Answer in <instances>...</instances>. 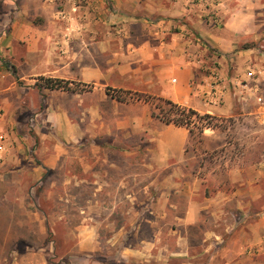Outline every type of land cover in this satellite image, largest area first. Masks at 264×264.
<instances>
[{"label": "crops", "instance_id": "obj_1", "mask_svg": "<svg viewBox=\"0 0 264 264\" xmlns=\"http://www.w3.org/2000/svg\"><path fill=\"white\" fill-rule=\"evenodd\" d=\"M217 1L219 3L220 0ZM250 1L243 3L242 12L231 13L222 29H214L208 28L207 23L204 24L203 8L209 5L218 13L222 4H210L204 0H24L21 3L23 10L18 16L15 14L13 18L10 15L8 24L11 25V31L0 37L7 44L9 57L14 59L9 68L20 73L19 79L35 81L36 77H44L85 84L94 82L98 85L97 83L106 80L105 73L112 71L119 73V95L127 93L132 96L141 94L163 98L203 115L234 117L238 106L234 105L231 93L223 92L218 86L216 90H212L210 79L197 75V71L201 67L202 42L215 49L216 53L233 55L238 49L240 36L251 39L256 36L253 28L254 14L249 10ZM4 3H8L11 8L13 1L4 0ZM260 6L264 10V3ZM226 12H229V8ZM32 13L41 17L45 24L55 25L56 31H34ZM212 16L211 20L217 21L218 16ZM205 21L209 20L205 18ZM77 22L91 28L93 26V29L95 26L108 27L114 23V32H97L89 27L85 29L83 38L100 41L97 48L102 53L108 50L106 42H118L119 65L108 69L87 60V56L85 60L76 57L73 44L77 34L66 32L63 28ZM36 88L34 84L32 89ZM107 89L105 96L98 101L92 97L94 87L92 93L85 92L84 95L70 92L73 96H69V104L59 106L51 101L39 115L42 119L36 124L31 137L24 132L18 136L3 133L4 149L0 152V233H9L15 222L13 217L16 216V224L20 228L21 217H28L39 223L41 233L44 230L47 233L49 230L54 232L51 230L52 216L57 222H69L65 211L45 215L35 205L34 211L30 212L27 202L32 196L33 188L45 180V173L61 167V161L69 157V148L77 150V145L89 131L92 132L87 126H96L94 122L100 118L101 105L111 98L113 103L119 104L117 130L123 142L119 150L130 159L123 168L130 173L119 178V185L125 188L131 186V189L127 188L131 192L126 197L133 204L139 190L136 187L142 185L147 201L158 200L163 207V210L158 211L150 208L136 211L131 207L128 212L122 213V216L130 213L129 216L135 219L119 223V233H122L119 259L124 264H203L204 260L200 256L190 257L188 254L192 248L190 233L196 230L203 234L201 244L205 252L214 245L218 249L223 248L225 244L220 241L219 230L215 231L211 227L208 218L214 220L221 215L225 201H232L235 196H225L223 191H219V195L213 194L211 197L207 180L197 175L199 165L190 160L188 147L192 139L189 129L165 124L154 114L151 102L140 98L130 99L128 96L127 101H117L107 94ZM10 90L11 88H7L2 93L6 94ZM47 91L46 89L45 93ZM55 92L65 95L61 91H51ZM2 103L5 115L9 113L12 120L16 121L17 110H13L6 99ZM250 115H256L264 122V115ZM213 133L205 131L200 141L213 139V135H216ZM141 153L146 156L143 161L138 160V154ZM37 173H41V176L36 179L34 176ZM22 174L31 175L35 179L29 188L24 179L26 177ZM81 183L86 182L75 175L68 176L64 181L67 186H79ZM153 186H163L164 191L160 188L153 189ZM13 187L19 191L14 199L16 203L12 202ZM47 199L55 200L63 206L71 204L74 197L61 193L57 197L50 195ZM240 203L239 208H242L244 203ZM151 205L152 203L149 204ZM16 208L18 214L13 216L12 210ZM80 213L85 214L86 211L82 210ZM255 214L260 218L259 225L264 226V217H261L264 213ZM246 215L250 218L251 213L248 211ZM88 217L92 220V215ZM144 217L148 219L143 220ZM213 224L219 223L215 220ZM2 226H5L3 231ZM143 227L154 232L153 238L146 241L143 239L137 244L128 243L127 238L140 233ZM227 227V231L231 233L233 230L229 225ZM76 230L79 249L89 251L84 253H97L100 245L115 244L112 240L99 239L101 230L96 221L79 223ZM171 236L176 239L177 244L174 246L170 245ZM208 239L212 241L207 242ZM230 244L237 242L231 241ZM29 255L38 257L40 254L33 252ZM26 256L16 257L14 264H46L37 259L30 260Z\"/></svg>", "mask_w": 264, "mask_h": 264}, {"label": "rangeland", "instance_id": "obj_2", "mask_svg": "<svg viewBox=\"0 0 264 264\" xmlns=\"http://www.w3.org/2000/svg\"><path fill=\"white\" fill-rule=\"evenodd\" d=\"M12 1L13 4L10 8L8 3L0 0V36L3 37L5 33L11 31V25L8 24L10 15L14 18L15 14L18 16L23 10L21 3L24 0ZM204 1L210 4L218 3L217 0ZM245 2L247 0H220L218 4H222V6L218 13L216 9L212 10L209 5L205 6L203 8L204 24L207 23L208 28L219 27L222 29L231 13L243 11L242 5ZM250 2L249 10L254 14L255 37L251 39L240 36L238 49L233 55L216 53L215 49L209 48L206 42L201 43L203 55L200 58L201 67L197 71V75L209 78L212 90H216L215 88L218 86L223 92H230L234 105L238 106L234 117H216L217 120L211 121V126L217 125L218 127L205 131L214 132L213 134L216 135H213L215 136L213 139L200 141L202 137H198L188 147L190 160L199 165L197 166V175L207 180L208 188L212 192L211 197L213 194L219 195V191H223L225 196H235L232 201H225L224 212L221 215L219 214L214 220L208 218L209 223L212 224L211 227L215 231L219 230L220 241H224L225 244L223 248L218 249L214 245L212 249L205 252L204 246L201 244L203 234L196 230L190 233L192 248L188 254L190 257L200 256L204 260L203 264H264V226L259 225L260 218L255 214L264 213V122L261 121L262 118L258 119L256 115H250V113L264 115V10L260 6L264 0H251ZM227 8H229L228 13L226 12ZM32 15H34L32 19L34 31H56L55 25L45 24L41 21V17L33 13ZM211 16L214 18L218 16L217 21L211 20ZM205 18L209 21H205ZM113 24L105 26L106 28L95 26L94 29L97 32L100 30L114 32ZM89 27L94 30L93 26L91 28V26H85L79 22L63 28L66 32L77 34L73 44L76 57L85 60L87 56L89 58L87 60L95 62L103 68L108 67V69L110 66L119 65V43L106 42L108 50L102 53L97 48L100 41L83 38L85 29ZM220 32L223 34L222 30ZM6 45V42L0 37V133L18 136L24 132L31 137L36 124L42 119L39 115L45 111L48 103L52 101L54 105L59 106L69 104L71 103L69 96L73 95L72 92L66 91H61L65 95L59 92L51 93V91L57 90L45 88L41 80L42 77H36L35 81L19 79L21 78L18 76L20 73L15 72L14 68H9L14 59L9 57ZM89 55L91 57H88ZM105 75H107L106 80L97 83L98 85L89 82L94 87L92 91L95 92L92 94L94 100L102 99L106 89L110 88L118 93L116 96H121L125 101L128 100L126 98L128 96L130 99L140 98L142 101L151 102L154 114L157 117L160 116V107H164V105L158 98L141 94L132 96L121 93L119 95V73L108 71ZM34 84L37 88L33 90ZM245 85L249 87L244 89ZM7 88H11V90L6 94L2 93ZM46 89L48 93H45ZM107 94L119 101L117 97ZM3 99L8 100L13 110H17L16 121L12 120L9 113L7 116L5 115ZM118 115L119 104L113 103L109 98L101 105L100 118L94 122L96 126H87L92 132L87 133L86 137L77 145V150L69 148V157L61 161V167L51 171L49 175L45 173L47 175L44 183L32 190V193L36 194L35 202L40 209L51 214L55 211H65L69 216V222L66 223L57 222L55 217H51L53 219L51 220L53 224L51 230L54 231L52 236L55 243L50 244L51 237L46 230L41 233L39 223L22 216V227L20 228L16 224L17 216L13 217V222H15L12 223L9 233L3 231L5 226L1 227L3 232L0 233V264H14L16 257L22 258L24 255H27L26 257L30 260L37 259L38 262L46 264H116V260L119 261V243L122 240L119 223L126 222L127 219L132 222L135 219V217L129 216L130 213L123 216L122 213L128 212L131 207L136 211L145 208L163 210L158 200L147 201V195H145L142 185L136 187L139 190L135 194L137 199L134 204L126 197V194L131 192V186H128L130 189H127L128 187L119 185V178L126 176L127 172L130 173L127 169H123L130 159L119 150L123 142L119 137V130H117L119 120L116 117ZM87 123L89 124V122ZM26 137L28 138V136ZM138 156L139 161L146 159L143 153ZM30 172L29 174H31ZM156 174L157 177L158 173ZM70 175H75L86 183H81L79 186H67L64 181ZM39 176L41 173L35 174L34 177L37 179L40 178ZM23 177H26L24 179L27 180L29 188L35 179L31 175ZM154 188L164 191L163 186H153ZM16 193L19 191L13 187L12 202L14 203H16L14 200ZM61 193L71 194L74 197L73 202L61 206L57 201L47 199L50 195L57 197ZM240 202L244 203L242 208H239ZM150 203H152L151 206H149ZM27 208L30 212L35 209V204L30 198ZM82 210H85L86 213H80ZM248 211L251 213L250 218H247L246 215ZM12 212L14 216V214H18V209H13ZM88 215H92V220ZM261 217H264V214ZM146 219L148 218H143V220ZM215 220L219 224L214 225ZM95 221L98 229L101 230V236L98 235L99 239L112 240L115 244H102L100 251L87 254L84 252L89 251L79 249L76 227L79 223H94ZM228 225L231 231L233 230L231 233L227 231ZM153 235L154 232L148 227H143L140 233L128 237L127 240L128 243L137 244L143 239H145L143 241L152 239ZM171 237H169L170 245L174 246L177 244L176 239ZM211 241L212 239L207 240V242ZM231 241H235L237 244H230ZM33 252L40 255L31 257L29 254ZM141 260H145V258H141ZM173 264H178V262Z\"/></svg>", "mask_w": 264, "mask_h": 264}, {"label": "trees", "instance_id": "obj_3", "mask_svg": "<svg viewBox=\"0 0 264 264\" xmlns=\"http://www.w3.org/2000/svg\"><path fill=\"white\" fill-rule=\"evenodd\" d=\"M41 80L44 83V87L50 90L66 91L72 93H85V92H91L93 90V85L91 84L72 82L62 79L44 78V77H42ZM107 91L110 95H112L113 97H117L120 101L125 100L121 96H116L118 93L112 91L110 88H108ZM158 100L164 105V107H160L159 118L167 125L173 124L178 127H184L189 129L191 139L193 142L194 140H196V138L198 139V137H202L206 129H216L218 127L217 125L211 126V121L217 120L215 116L208 114H204V115L200 114L199 112L191 108L178 105L167 99L158 98ZM50 173L51 172H49L48 175ZM39 185L41 184L36 185V187H38ZM36 198H37L36 194L32 193L30 199L32 203H34L35 205L37 204L35 202ZM41 211L45 215L49 214L45 212L43 209H41ZM48 235L49 237H51L50 242L55 243V239L52 236L53 233L50 230L48 232ZM117 263L124 264L123 262H121V259H119V261L116 260V264Z\"/></svg>", "mask_w": 264, "mask_h": 264}, {"label": "built area", "instance_id": "obj_4", "mask_svg": "<svg viewBox=\"0 0 264 264\" xmlns=\"http://www.w3.org/2000/svg\"><path fill=\"white\" fill-rule=\"evenodd\" d=\"M248 87H249L248 85L243 86L244 89H247ZM4 140H5V136L2 133H0V152L3 151L4 149L2 144Z\"/></svg>", "mask_w": 264, "mask_h": 264}]
</instances>
